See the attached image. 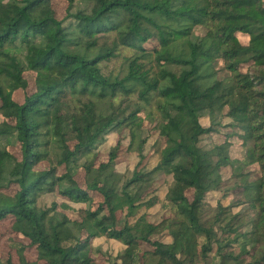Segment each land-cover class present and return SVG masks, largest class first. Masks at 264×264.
<instances>
[{"label":"trees","instance_id":"obj_1","mask_svg":"<svg viewBox=\"0 0 264 264\" xmlns=\"http://www.w3.org/2000/svg\"><path fill=\"white\" fill-rule=\"evenodd\" d=\"M64 1L58 20L52 0H0V222L9 220L23 241L16 260L0 256V264H240L226 253L234 243L246 264H264V0ZM149 40L157 42L150 50ZM122 48L133 51L122 70L105 75L101 64ZM25 72L34 74V91L18 102ZM219 117L240 132L242 160L229 157L226 141L201 147ZM145 120L164 143L155 166L125 179L115 168L119 145L97 162L105 135L126 129L127 151L141 163ZM15 145L19 156L8 149ZM234 163L255 212L248 232H240L242 211L206 200ZM251 164L260 173L253 182L241 174ZM165 176L172 182L162 206L171 214L152 221L158 200L146 193ZM55 197L80 205L78 218ZM100 237L124 246L115 260L93 258ZM142 244L152 250L140 252Z\"/></svg>","mask_w":264,"mask_h":264},{"label":"rangeland","instance_id":"obj_2","mask_svg":"<svg viewBox=\"0 0 264 264\" xmlns=\"http://www.w3.org/2000/svg\"><path fill=\"white\" fill-rule=\"evenodd\" d=\"M52 7L55 12V17L58 20H62L65 17V8L66 3L64 0H52ZM77 7L86 8L87 4L84 2H78ZM197 33L204 34L203 28H196ZM242 43H246V39L239 37ZM157 46V42L155 40H149L144 47L147 49H152ZM119 55L117 58L112 59L110 62L102 63L101 69L105 75L110 73L118 74L122 70V62L123 58L128 57L132 54L131 49L122 48L119 50ZM16 54L21 55L20 51H17ZM217 66L221 68V64L217 63ZM245 67H243V71H245ZM226 72L221 73V77L225 76ZM24 78L27 81L26 90H17L13 93V98L21 102L25 96V94H30L34 91V74L30 72L24 73ZM2 121V117L0 116V122ZM200 124L202 126L208 127L210 125V120L208 117H201ZM221 124L216 127V132H212L210 134L204 135L200 141V145L202 148L211 149L216 145H219L223 142H228L230 144L229 147V157L233 161H240L244 158L246 154V148L242 145L239 136L240 133L238 130H234L229 127V119L224 117H219L217 119ZM140 140H145V145L143 147L146 158L139 163L138 156L134 152L127 151V147L129 144V133L126 129L121 130L120 132H109L105 135L104 140L101 144H99L96 148L95 154L97 156V162L105 161L107 154L110 149L116 145H119L117 159L115 161V168L117 172L124 176L125 179L129 178L131 172L135 167L138 169H143L146 166V170H150L157 163V150L161 149L164 146L163 140L158 136V133L155 129V124L149 120H145L142 124L140 134ZM4 143L0 142V147H3ZM8 149L16 156H19V152L17 149V145L14 147H8ZM81 163V162H80ZM145 164V166H144ZM237 163H234L231 167H227L222 170V185L218 191L210 192L207 197V203L211 206H215L216 202H220L224 207H230L231 212L237 213L242 211L245 215V223L246 225L240 230V232H248L250 230V223H252L255 219L254 211L248 208V204L244 201V189L241 177L237 176ZM241 174L247 175V180L249 182H253L256 180L260 173L259 168L256 164L249 165L244 167ZM75 179L79 183L81 187L84 186V174L82 170H79ZM172 182V178L163 177L161 181L157 180L154 182L148 192L150 197H156L158 203L152 207L148 214L150 215V219L152 221L158 220L161 215L168 217L171 214V211L167 207H163L162 203L165 197V194L168 190L170 183ZM188 197H191V191L187 193ZM52 198H44L42 200V204L49 205ZM55 200L58 203H65L71 206L70 210H65V213L71 219H77L78 214L76 210L80 207V205H74L72 203L64 201L61 197H55ZM240 203V204H239ZM19 243H23V241L16 236L12 235L10 232V222L9 220L0 222V256H11L14 260L17 258V250L19 249ZM94 247L100 251H96L92 256L98 262H108L107 260H115V258L121 254L123 245L116 242L115 240H107L104 238H98L94 240ZM253 246L247 247L246 250L253 253ZM140 252L152 250V248L148 245L142 244L140 246ZM226 253L232 254L234 257H238V261L240 264L249 263V257L246 255H242L239 250L238 243H234L227 248ZM25 257L28 261H33L35 259V252L33 249H26ZM100 262V263H101ZM213 264H218L217 261L214 260ZM233 264V262H231Z\"/></svg>","mask_w":264,"mask_h":264},{"label":"crops","instance_id":"obj_3","mask_svg":"<svg viewBox=\"0 0 264 264\" xmlns=\"http://www.w3.org/2000/svg\"><path fill=\"white\" fill-rule=\"evenodd\" d=\"M100 238H103V237H100ZM96 239H98V238H96ZM96 239H95V240H96ZM104 239H105V238H104ZM107 240H110V239H107ZM112 240H113V239H112ZM116 242H117V241H116ZM93 243H94V241H93ZM118 243H119V242H118ZM93 245H94V244H93ZM123 248H124V246H123Z\"/></svg>","mask_w":264,"mask_h":264}]
</instances>
